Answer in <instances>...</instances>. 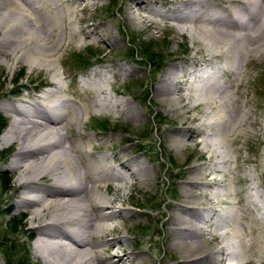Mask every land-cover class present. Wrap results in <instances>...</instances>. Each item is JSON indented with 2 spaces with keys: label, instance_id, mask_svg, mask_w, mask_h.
<instances>
[{
  "label": "bare ground",
  "instance_id": "1",
  "mask_svg": "<svg viewBox=\"0 0 264 264\" xmlns=\"http://www.w3.org/2000/svg\"><path fill=\"white\" fill-rule=\"evenodd\" d=\"M4 1L0 0V5L4 6ZM77 1H83L82 9L88 6L87 0H9L11 8L0 11V63L9 70L14 64L27 65L50 88L38 99H21L19 106L9 103L3 107L11 124L0 144L13 149L7 166L15 173L13 183L18 190L14 207L23 214V223L32 226L28 235H34L31 253L42 264H154L142 258L144 253L134 252L135 244L122 234V230L130 231V226L110 224L135 217L124 207L127 191L149 185L153 173L127 146L110 149L111 158L94 156L87 147L95 138L77 131L84 115L130 119L137 111L128 101L110 98L105 76L85 81L96 89V95L93 101L84 98L81 102L63 98L66 91L54 81L55 76L47 74L55 69V56L69 43L68 39L63 43L64 37L77 33L69 19L74 12L69 4ZM170 1H175L172 12L143 0H125L123 10L130 23H137L150 36L159 25L148 16H157L175 22L178 30H189L192 43L207 46L212 42L222 50L218 55L202 54L199 72L192 65L197 63L193 56L199 53L193 51L190 66L173 64L155 83L153 96H160L169 106L174 117L171 122L180 123L170 130L172 146L199 151L194 159L205 163L184 167L180 202L171 207L163 223L170 239L168 248L175 252L176 264H264V191L255 176L237 175L243 171L238 164L241 140L248 143L258 131L257 146L264 147V105L254 103L248 84L244 85L251 75L250 58L254 57L253 61L264 55V0H228L227 12L220 9L221 0L163 2ZM204 12L208 17H203ZM198 16L206 25L196 21ZM232 23L237 28L226 27ZM83 31L85 38L96 34L99 40L112 44L100 32L95 33V28ZM213 60L222 61V65L216 66ZM114 72L125 76L135 71L117 66ZM241 97L243 104L238 101ZM252 105L259 109V119H254ZM128 141L124 138L117 146ZM230 152L235 153V159ZM246 162H254L261 174L264 171V153ZM232 163H236V172L228 179ZM212 172L225 173L220 176L221 188L209 179ZM261 179L264 181L263 174ZM106 182L109 184L102 189ZM249 203L257 210V218L251 221L245 217ZM222 205L228 207V220L220 214L213 220L215 207Z\"/></svg>",
  "mask_w": 264,
  "mask_h": 264
},
{
  "label": "rangeland",
  "instance_id": "2",
  "mask_svg": "<svg viewBox=\"0 0 264 264\" xmlns=\"http://www.w3.org/2000/svg\"><path fill=\"white\" fill-rule=\"evenodd\" d=\"M5 1L4 6L3 4L0 5L1 13L12 6L9 0ZM87 1L88 6L84 9H82L83 1L69 4L70 10L74 11L69 19L77 33L64 37L63 43L67 39L69 43L64 45L55 56V69L52 73H50L51 71L45 72L51 78L55 76L54 81L59 82L62 89L66 91L62 95L63 98L81 102H84V98L93 101V96L96 95V89L85 85V81L91 78L98 79L100 75L105 76L109 80L105 84V88L110 98L117 101H128L135 108L137 116L130 119L124 116L117 117V115L107 116V119H92L84 115L82 118L83 125L77 127V131L81 135L95 138L91 140L90 147H87V150L94 156L111 158L110 149L116 151L127 146L129 149H133V155L137 154L135 156L138 160L142 161L153 173L152 180L154 181L149 185L137 186V188L127 191L129 198H126L127 202L124 207L134 213L135 217L113 220L110 224L121 223V228L124 227L123 225L130 226L131 230L127 232L122 230V234L133 241L135 244L133 246L134 252L144 253L142 258L146 262L149 261L147 263L152 261L154 264H176L178 258H174L175 252L168 248L170 239L166 233V225L163 223L171 207L180 202L179 196H181L183 183L186 179L185 172L187 169L184 167L186 165H201L204 162L194 159L199 151L180 150L172 146L170 130L180 123L171 122L174 117L169 114V106L161 102L160 96H153L155 83L164 70L171 65L190 66L191 58L194 57L197 63L192 65L195 69H199L204 63L199 60L203 57L202 54L207 52L211 55L217 54V52L220 54L222 49H220V45L216 44L219 49L215 44L213 46L212 42H208L210 45H207L208 47L201 46L197 42L192 43L189 30H178L174 27L175 22L157 16H148L158 22L159 25L158 29L154 30V34L150 36L145 29L140 28L137 23H130L125 17L123 10L125 0ZM143 1L165 12L174 11L173 3L175 1L168 3H164V0ZM221 1L218 4L220 9L223 12L226 9L225 12H227L228 0ZM203 14V17H208L207 14L209 13L204 12ZM203 17L198 16L196 21L206 25ZM226 27L237 28V25L232 23L227 24ZM94 28L96 29L95 33L100 32L104 38L111 40L112 44L109 45L105 41L107 39L104 42L99 40L96 34L85 38L83 30ZM81 42L85 44L82 45ZM193 51L199 54H196L195 57ZM251 58L248 69V73L251 75L248 74V80L244 81V85L248 84L249 97L253 99L252 101L257 105H264V55L259 57L261 59L255 57L253 61ZM212 62L216 66L222 65L220 60H213ZM117 66H123L135 72L131 75L119 76L114 72ZM41 79V75H38L37 72H31L27 65L23 67L21 64H14L13 69L9 70L6 65L0 63V115L6 121V127L1 132L0 138L11 124V117L3 108L4 105L12 103L19 106L21 99H38L45 90L50 89L40 82ZM39 83L42 85L39 86ZM187 87L185 86V89H188ZM187 91L185 92L187 93ZM238 101L239 104H243L244 98H238ZM252 101L250 100V102ZM253 108L256 111L254 119H259V109ZM93 114L99 115L101 113L95 112ZM203 121L204 124L208 122ZM203 121L200 124H203ZM256 131L257 129H255ZM258 133L260 132L257 131L255 134ZM255 134L250 136L248 143L244 142L246 141L245 138L242 139L237 147L241 149L238 150V164L243 167V171L238 172L237 175L239 177H246L247 174L255 176L264 191V181L260 180L264 171L261 174L257 171L256 164L252 162L257 157L259 158L261 152L264 153V147L257 146L258 135L256 137ZM124 138H128L130 141L118 147L117 144ZM7 148V145L0 144V264H42L31 253L34 235H28L32 232V226L23 223L24 220L21 219L23 214L16 211L14 207L18 200V190L13 183L15 173L11 172L7 166L13 149L11 151L6 150ZM234 154L229 153L233 159L236 156ZM247 160L252 163L246 164ZM235 164L232 163L231 167L228 168L231 169L228 170L229 173H226L228 179L235 175ZM218 173L212 172V175L210 173L211 178L209 177V179L220 185L221 188L222 184L219 180L222 177L220 176L225 173ZM218 182L220 183L218 184ZM7 183H9L10 188L7 187ZM106 184L109 183L106 182L101 185L102 189ZM204 191L206 190L204 189ZM203 201L204 199H200L199 202L202 203ZM247 207L248 212L245 213V217L248 221L257 218V210H253V205L249 203ZM227 208L226 205L216 206L215 209L218 213L217 211L214 213L213 220L217 219L219 214L228 220V216L225 215ZM160 215L163 217L162 219L159 218ZM208 238L210 236L204 240L205 243H207Z\"/></svg>",
  "mask_w": 264,
  "mask_h": 264
},
{
  "label": "trees",
  "instance_id": "3",
  "mask_svg": "<svg viewBox=\"0 0 264 264\" xmlns=\"http://www.w3.org/2000/svg\"><path fill=\"white\" fill-rule=\"evenodd\" d=\"M6 127V121L0 115V134Z\"/></svg>",
  "mask_w": 264,
  "mask_h": 264
}]
</instances>
